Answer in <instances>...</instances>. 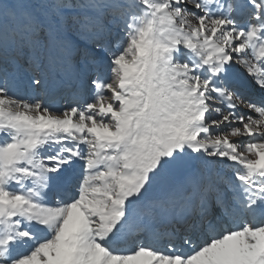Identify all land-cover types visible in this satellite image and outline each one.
<instances>
[{"label":"snow or ice","instance_id":"obj_1","mask_svg":"<svg viewBox=\"0 0 264 264\" xmlns=\"http://www.w3.org/2000/svg\"><path fill=\"white\" fill-rule=\"evenodd\" d=\"M0 264H264V0H0Z\"/></svg>","mask_w":264,"mask_h":264}]
</instances>
